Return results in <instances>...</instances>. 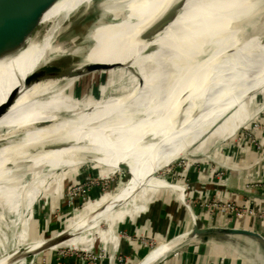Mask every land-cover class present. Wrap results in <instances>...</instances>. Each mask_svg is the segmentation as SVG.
<instances>
[{"label": "bare ground", "instance_id": "bare-ground-1", "mask_svg": "<svg viewBox=\"0 0 264 264\" xmlns=\"http://www.w3.org/2000/svg\"><path fill=\"white\" fill-rule=\"evenodd\" d=\"M94 6L101 10L97 23L74 28V17L81 12L88 14ZM43 22L45 29L19 56L0 61V104L13 88H22L20 81L25 75L46 63L59 64L77 55L75 42L86 32L92 46L76 63L77 68L113 61L118 54L122 58L137 54L146 58L160 47L158 42L179 48L188 65L174 68L168 78L89 104L84 98L76 100L70 92L77 80L87 77L83 75L22 89L0 119L1 219L6 205L21 219L25 217L21 206L27 203L30 207L39 194L42 166L53 174L60 157H66L67 165L92 149L113 146V139L119 136L128 140L126 149L130 150V145L141 144L142 140H131L138 136L158 139L161 134L202 135L238 106L245 94L264 87V0H60L45 14ZM142 26L143 38L153 42L127 44ZM62 35L69 38V43H62ZM189 49L206 51H193L191 58L186 53ZM184 102L187 106L180 111ZM228 105L230 109L224 111ZM239 110L223 118L216 131L229 129L228 121ZM163 138L171 140L169 149L179 146L175 138ZM29 174L30 180L22 183L21 178ZM148 179V175L142 180L135 177L112 199L100 201L104 203L102 219L134 191L139 181ZM95 220L89 217L88 224L85 221L81 227L88 228ZM21 250L0 257V264H24Z\"/></svg>", "mask_w": 264, "mask_h": 264}, {"label": "rangeland", "instance_id": "rangeland-1", "mask_svg": "<svg viewBox=\"0 0 264 264\" xmlns=\"http://www.w3.org/2000/svg\"><path fill=\"white\" fill-rule=\"evenodd\" d=\"M99 9V7L94 6L88 14L84 15L81 12L79 15H76L74 17V28L78 26L89 27L97 23L99 14L101 13ZM144 26L132 34L126 43L153 42L150 38L149 40L143 38L141 31ZM60 39L64 44L69 43V38L65 35H62ZM75 43L79 47L78 54L68 57L62 63L60 62L62 65L78 63L92 46L87 32L81 34ZM158 43L160 47L146 58L140 54L122 58V55L118 54L113 61L102 63L115 65L113 68L96 70L83 75L87 77L77 80L73 88L70 89V92H72L76 100L84 98L85 103L89 104L105 97H118L132 88L145 86L163 78H168L172 75L174 68L188 65L179 48L166 42ZM193 51L205 52L206 50L189 49L186 53L191 57ZM251 95L246 98L244 103L242 102L243 104L234 107L227 114L230 115L236 109L239 110L241 105L242 107L244 105V109H240L239 113L237 112L235 117H232L233 121H228L229 126L226 127L229 129L225 131V128L224 132L221 130L217 132L216 130L219 128L220 123H224L223 118H226L227 115L202 135L196 136L191 133H185L186 136L161 134L158 139L147 138L146 135L138 136L131 140H142L141 144L135 143L130 145L133 146L130 150L126 149L128 140H124L122 136H119L117 139H113V146L92 149L83 155L74 157L67 165H65L66 157H60L57 164L58 169L54 170L53 174H49L48 168L42 166L39 168L40 173H42L41 176H43L39 194L30 207L27 206V203L21 206V209L25 212V217L21 219L18 213L11 211L7 205L3 208V217L2 219L0 218V257L12 254L17 249H23L21 250V254L25 258L24 264H51L52 259L59 260L70 255H77L81 263H84L87 258L83 259L85 255L80 253L89 249L101 252V248H105L101 245L97 250V246L99 245L96 242L99 238L97 235L93 236V233H89L90 237H92L90 239L85 236L89 229H93L97 225V220H102L101 214L103 212L99 213L98 211L103 207L104 203H100V199L95 200L91 196V190L94 187L100 186L102 193L105 194L104 196L112 199L135 177L138 180H142L144 175H148L150 178L144 181V185L141 187L142 190L139 189L142 192L144 188L147 189V186L149 187L148 184L153 182V180L158 181L159 184L168 186L165 177L169 181H175V183L185 182L184 178L187 176L185 171L191 169L197 163H204L209 157H231L232 153H229L228 150L232 148L233 142L239 145L238 147L240 145H253L255 150L262 151L264 146L260 142L261 135H263L262 132H264V94L256 91ZM229 105L224 111L230 109ZM186 106L187 103L184 102L180 111H183L182 109L186 108ZM91 111L92 113L95 111L94 106L91 108ZM232 130L233 133H230ZM163 137L175 138L179 146L169 149L171 140L167 141ZM181 143H188V145L180 146L182 145ZM125 164L129 166L130 172L119 169L120 165ZM213 167L214 165H211L209 169ZM23 177L21 181L25 183L30 180L31 175ZM178 187L179 190H183L184 188L179 185ZM147 192L149 191L147 190ZM133 195L134 193L132 192L126 198L132 199ZM140 195L142 197L138 196L137 198H144V195ZM27 199L28 197H26L25 201ZM122 201L124 199L118 203ZM187 202L191 205V201L188 198ZM118 203L114 205V209ZM89 206L93 208L92 213ZM97 212L99 213L98 215ZM109 213L111 212L109 211ZM88 216H90V219L96 218L97 220L92 224L94 225L93 227L89 225L88 229L87 226L82 228L81 226L85 221L88 224ZM56 220L61 227L56 228L54 226L56 223L53 221ZM76 227L79 230L67 232ZM81 229L83 230L81 231ZM66 234H70V239L68 238L69 240L63 242V244L45 247L50 239ZM91 239L93 243H90ZM88 240L89 242H87ZM141 242L144 245L150 243L146 239H142ZM228 244L232 249L240 252V257L246 261L251 260L254 264L256 261L254 258L257 257L258 251L253 252L250 250V244L247 241L241 243L235 240ZM261 247L263 246L261 245ZM261 247L260 250H262ZM249 263L251 264V262Z\"/></svg>", "mask_w": 264, "mask_h": 264}, {"label": "crops", "instance_id": "crops-1", "mask_svg": "<svg viewBox=\"0 0 264 264\" xmlns=\"http://www.w3.org/2000/svg\"><path fill=\"white\" fill-rule=\"evenodd\" d=\"M262 133L260 143L264 146ZM232 144L230 150L226 149L232 153L231 157H209L204 163H197L185 171L187 176L182 183L165 177L168 186L149 185L143 192L138 190L132 199L124 198L118 203L114 211L97 225L91 224L90 227L94 228L89 229L85 236L90 239L89 233L97 235V250L101 245L107 249L103 264H138L153 249L196 225L236 226L258 231L264 236V219L245 217L236 220L230 213L212 211L207 206V202L216 200L233 201L257 211L264 209V149L257 151L253 145L238 147L234 142ZM211 165L214 167L209 169ZM178 185L183 186V190H179ZM140 194L144 198H137L142 197ZM104 195L100 186L91 190L95 200L102 201L106 198ZM53 222L56 228L61 227L57 220ZM142 239L150 243L144 245ZM235 240L241 243L247 241L250 250L258 251L254 264H264V245L244 235L197 239L180 246L156 264H253L229 246L228 243ZM90 243H93L92 239ZM52 260L51 264H84L77 255Z\"/></svg>", "mask_w": 264, "mask_h": 264}, {"label": "water", "instance_id": "water-1", "mask_svg": "<svg viewBox=\"0 0 264 264\" xmlns=\"http://www.w3.org/2000/svg\"><path fill=\"white\" fill-rule=\"evenodd\" d=\"M58 1L60 0H0V61L15 58L28 47L29 42L35 35L45 29L46 24H44L43 18ZM114 66L115 65L107 64H89L86 65L85 68H77L76 63L71 65L58 64L56 61L46 63L22 78L20 81L22 88L16 86L11 90L6 100L0 104V119L10 110L12 105L19 98L22 89H29L35 84L47 82L48 80L82 76L86 73L88 74L106 68L109 69ZM137 74L139 75V73ZM256 91L264 94V87H257L249 91L239 104ZM119 169L130 172V168L125 165H120ZM143 185L144 182L137 185L133 193L135 194ZM101 210L102 209H100V211ZM69 235L70 234L58 236L55 240L48 242L45 247L57 245L67 240ZM227 235H244L254 238L264 245V236L255 230L236 226L200 227L196 225L190 231L180 234L176 238L153 249L138 264H156L169 253L188 242L197 239L217 238ZM151 255L156 256L150 261L149 257Z\"/></svg>", "mask_w": 264, "mask_h": 264}, {"label": "built area", "instance_id": "built-area-1", "mask_svg": "<svg viewBox=\"0 0 264 264\" xmlns=\"http://www.w3.org/2000/svg\"><path fill=\"white\" fill-rule=\"evenodd\" d=\"M207 206L212 209V211L220 212V213H230L234 216V218L242 219L245 217H258L260 219H264V209L262 210H255L249 206H241L236 202L233 201H210L207 202ZM148 245V244H146ZM101 252L99 250L96 252L94 250H87L83 251L80 254H84L87 260L84 264H103L105 258H107V249L101 248Z\"/></svg>", "mask_w": 264, "mask_h": 264}]
</instances>
